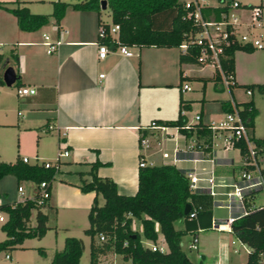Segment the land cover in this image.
I'll return each mask as SVG.
<instances>
[{
	"label": "crops",
	"instance_id": "1",
	"mask_svg": "<svg viewBox=\"0 0 264 264\" xmlns=\"http://www.w3.org/2000/svg\"><path fill=\"white\" fill-rule=\"evenodd\" d=\"M236 1L238 6L234 8L226 6L227 12L230 8V11L235 10V14L238 15L243 8L254 5V2ZM258 1L255 5L258 7L264 5V0ZM217 4V1L212 3L208 0L204 3L212 6ZM96 14L93 10H76L68 7L57 25L53 24L51 19L37 29L28 31L19 29L15 17L0 8V34L6 29L10 38L5 41L14 44L7 53L0 51L3 56L1 62L7 59V65L12 66L15 72L17 70L20 81L17 87L30 86L35 89L32 94H17L15 91L20 102L17 109L16 106L14 107L18 115L16 125L19 131L23 132L22 134L32 132L35 137V146L28 153L34 161L52 160L58 152L65 149L67 154L62 156L69 157L61 160L66 162L64 171L72 178L61 180L68 181L70 185L62 187L63 185L59 183L54 186L50 184L49 197L56 195L60 186L63 190L68 188V192L73 196L82 195L77 185L80 178L87 179L89 176L85 173L79 175L77 172L88 170V162L95 158L96 149L97 157L106 162L97 167V173L110 176L116 183V190L119 193L130 194L135 191L137 161L141 157L146 163L171 162L184 170H202L211 167L214 191L211 195L212 203L225 206L223 193L228 189L229 183L235 179L232 170L236 167L237 171L240 162L237 149L225 141L226 131L211 130L209 144L205 148L203 136L195 134L184 136L177 127L162 125L159 122L176 117L179 97L189 101V109H191L194 104L193 99L198 97L195 96L198 93L201 95L200 108L196 111L199 115L198 120L203 123L218 121V115L210 114L205 109V104L210 100L216 102L214 100L217 99L220 108L219 101L228 97L219 96L220 91H211L218 95L205 96L203 99L207 91V83H211L217 90L222 89L219 82L210 79L212 67L199 62H179L178 46H129L133 52L129 56L110 50L105 56L98 57L95 42L98 29ZM258 17L262 16L259 14ZM107 23L110 24V21ZM48 26L52 29V34L46 31L45 28ZM237 28L242 29L241 24ZM43 33L59 39L56 48L50 53L45 51L42 42ZM1 44L3 43L0 41ZM12 48L17 56L16 62L9 54ZM192 63L198 65L193 67ZM204 65H208L210 69L203 71ZM180 76H183L182 80L179 79ZM239 79L233 60L232 80L237 84L238 81H242ZM193 80L201 83L199 86H190L188 81ZM183 82H187L190 88L182 89ZM3 84H0V88ZM227 96L235 100L231 86L228 87ZM23 111H33L36 115L33 118L25 116ZM185 117L188 121L186 114ZM151 121H155L159 126H151ZM48 124L51 128H47ZM20 134L19 142L23 138ZM218 134L221 136V142L219 147H215L213 141ZM141 139H144L145 144ZM165 144L169 145L170 151L165 148ZM49 146L50 150L46 152ZM188 149L189 151H186ZM21 152L22 154L18 155L26 156L28 159L22 149ZM162 152H167L168 155L163 157ZM176 152L178 157L172 160ZM72 165L75 167L82 165L84 168H71ZM59 170H61L60 164ZM200 183L204 181L201 180ZM93 195L94 192L91 200ZM83 198L77 204L57 203L69 210L81 209L86 216L91 201L86 202V198ZM97 200L98 203L102 202L100 194L97 195ZM234 211V205L228 209V213ZM211 220L214 225L221 219L211 216ZM174 221L179 222L180 225L175 226ZM174 221L175 228L183 226L181 219ZM218 231V235H214V238L218 239L215 240L216 244L213 248L215 252L207 248L205 237L203 235L199 237L198 233H195L197 237L195 250L203 252V258L208 257L209 264L242 263L247 247L239 242L243 246V252L237 255L238 260H233L236 255L228 253L229 247L225 235ZM226 232L232 235L229 230ZM230 240L232 239L228 240L229 243ZM82 241L84 248V240ZM232 248L234 247H231V250ZM108 253L110 254L104 252L100 254L113 255L115 252ZM263 255L264 253L260 254L259 258Z\"/></svg>",
	"mask_w": 264,
	"mask_h": 264
},
{
	"label": "trees",
	"instance_id": "2",
	"mask_svg": "<svg viewBox=\"0 0 264 264\" xmlns=\"http://www.w3.org/2000/svg\"><path fill=\"white\" fill-rule=\"evenodd\" d=\"M101 0H73L71 2L53 0L49 13L31 12L25 2L21 0H0V8L10 12L21 30H35L48 23L58 24L66 8L76 10H93L97 14L100 11ZM108 8L110 23L118 25L117 39L119 44L128 46H178L182 41H187V34L197 30L192 19L186 15L187 8L183 0H105ZM104 7V8H105ZM203 17L220 19V14L225 13L226 4L203 5L201 7ZM98 27L107 31L109 23L102 21L97 16ZM96 40L110 44L109 35L98 36ZM116 44V43H115ZM241 49L250 51L248 44L232 42L224 47L223 55L218 57V64L224 76L232 78L233 59L232 51ZM199 46L188 43L185 51L180 50L179 62H198ZM10 56L17 61V56L10 50ZM3 56L0 54V62ZM15 84L19 85V74L16 70ZM180 80L183 76L179 77ZM210 79L220 83V76L216 69H212ZM0 84H3L0 75ZM235 85L232 80V84ZM245 89L255 86L264 90V82L248 83ZM249 90V89H248ZM236 113L243 124L250 130L252 116L255 109L250 99L234 101ZM223 112L231 111L229 98L219 101ZM189 109V101L179 97L178 112L175 118L159 120L162 125L175 126L184 134L190 136H203V144L208 147L211 130L207 123L198 120L188 123L182 110ZM251 135V134H250ZM251 139L260 150L264 152V137ZM231 147L236 148L239 156L245 155V146L242 139L231 141ZM186 152V151H185ZM88 162L89 168L85 172L78 171L79 175L87 174L89 177L80 178L77 187L81 191L92 190L94 195L88 207L86 218L87 226L83 232L88 235L89 264H100L97 255L111 250L129 260L130 264H203L191 260L180 246L181 235L189 232L195 234L200 228L213 226L211 220V195L206 190L192 191L188 186L185 170L171 162L159 164H146L138 166L137 184L133 193H119L116 183L107 175H99L97 167L106 162L97 157ZM178 157V153L176 152ZM44 160L27 162L16 153L12 161L0 160V177L5 174L14 176L16 186L22 180H31L35 183L33 197H23L21 200L10 202L2 201L0 210L6 214V218L0 223V229L4 237L0 240V250L12 248L21 243L26 237L40 238L46 226V214L40 209V205L48 198L50 184L57 166L43 165ZM264 170V161H263ZM44 181L46 196H41L39 183ZM256 190L248 193L250 201ZM100 194L102 202L98 203L97 195ZM185 203L189 204L187 212H183ZM247 203V202H246ZM34 210V223H29L30 214ZM194 210V216L188 217V213ZM140 221V232L131 227L132 218ZM181 219L183 226L175 228L173 221ZM162 235L167 248L165 250L151 249L143 245L140 239L142 235L146 239L154 241L157 238V229ZM229 231L247 250L244 261L240 264H257L259 255L264 253V203L255 205L244 213L236 216L229 223ZM99 235L103 238L100 239ZM83 250V241L80 237L67 235L63 238L60 249L55 250L49 264H79V257ZM232 264V263H226Z\"/></svg>",
	"mask_w": 264,
	"mask_h": 264
},
{
	"label": "rangeland",
	"instance_id": "3",
	"mask_svg": "<svg viewBox=\"0 0 264 264\" xmlns=\"http://www.w3.org/2000/svg\"><path fill=\"white\" fill-rule=\"evenodd\" d=\"M25 2V5L29 8L31 12L35 13H49L51 11V2L53 0H21ZM66 2H71L73 0H61ZM209 2H216L217 0H208ZM241 3L254 2V5L258 3V0H239ZM260 16L257 17L254 21L252 27H250L251 34L256 36L260 43L262 44L261 48H252L251 51H244L241 49H235L232 51V59L234 60V64L236 67V73L239 76V80L241 82L231 86V89L234 93V101H244L250 99L252 105L255 109V112L252 116V126L248 132L253 137H264V90H259L255 86H251L249 89V93L246 94L244 92L245 84L248 83H262L264 82V5H259ZM230 12L235 13L234 11ZM246 8H243L242 12L239 13L238 18L246 21L248 19ZM102 21L109 22V11L108 8H100V11L96 16ZM259 18H261L259 20ZM51 25V23H50ZM7 27V26H6ZM11 27L9 28L10 32ZM48 34H52V29L50 26L45 28ZM245 30L242 26V29ZM8 32V31H7ZM4 30V33L0 34V41L3 43L0 45V51L7 53L10 47H13L14 44L7 43L5 40L10 38V35ZM36 36L39 34H35ZM177 49H179L177 47ZM7 59L0 63V72L7 66ZM193 64V67L198 64ZM210 67L208 65L203 66V71L209 70ZM196 80V82L188 81L190 86H199L200 81ZM211 82V81H210ZM221 84V83H220ZM207 91L204 93L205 96L209 95H218V93H211V91H220L219 96H227V90L223 84H221V88L217 90L215 86H212L211 83H207ZM17 84L13 82L11 85L7 86L5 84L0 88V160L3 161H12L16 155L22 154L20 150L24 151V154L28 156V162H33L34 159L31 158L28 152H30L35 146V137L32 132H26V134H22L23 132L19 131L16 121H18V115L16 114V109L19 105V101L17 96L15 95V89ZM201 92V91H198ZM197 94V93H196ZM196 99H193V107L191 109L183 110L185 112L188 121L191 123L194 122L193 115L200 108L201 99L199 98L201 95L198 93ZM212 101V102H211ZM210 100V102L205 104V109L210 113H216L219 119L223 117V111L218 108V100ZM16 106V107H15ZM20 106V105H19ZM16 109H15V108ZM24 112V111H23ZM25 116L35 117V112H24ZM218 119V120H219ZM36 128V127H35ZM36 130H38L36 128ZM21 134H20V133ZM54 133V131H51ZM21 135V141L19 142L18 135ZM214 145L215 147H219L221 142V136L218 134L214 137ZM20 147V148H19ZM165 148L170 151L169 145L165 144ZM50 150L46 149V152ZM27 152V153H25ZM48 154V153H45ZM47 156V155H44ZM68 156H60V169L56 171L54 177L51 181V185L59 183L63 185L62 187H66L64 185H70L68 181H64L61 179L69 180L72 176L68 175V172L64 171L66 165L64 161L61 159H68ZM71 168H84L82 165L79 167H75L72 165ZM87 168V167H85ZM232 174L236 177V167L232 170ZM22 187V192L20 194L16 189V181L13 175L5 174L0 177V201L10 202L13 200H21L23 197H33L35 193V183L31 180H22L19 182ZM61 187V186H60ZM59 187L58 192L53 197H49L44 201L43 204L40 205V209L46 214V230L44 234L40 238L36 237H26L23 239L21 243L15 244L12 248H5L0 250V264H49V261L52 257V254L55 250H58L62 246L63 238L67 235H72L76 237H80L84 240V248L79 257V264H89V254H88V242L89 237L87 234L83 232V228L87 226L86 216L81 209L69 210L66 207H62L57 202H62L66 204H77L79 200L82 201L86 198V202L91 201V196L93 194L92 190L82 191V195L73 196L70 194L69 189L63 190ZM213 201V200H211ZM254 205H257L264 201V195L262 192H257L252 196L250 202ZM87 204V203H86ZM57 210V212H56ZM228 215V208L222 204H213L211 206V216L212 218L223 219ZM1 223V221H0ZM29 223H34V210H32ZM175 226H179V222L174 221ZM131 227L140 232V221L138 218L133 217L131 221ZM217 227V228H216ZM216 227L212 226L211 228H200L196 231L199 234V237L203 235L205 237V243L207 248L211 251L214 248V244H216L214 235H218V230L221 231L225 235V239L227 241V245L229 247L228 253L230 255H236L233 260H238L237 255H241L243 249L239 241L230 233L226 232L227 224H223L220 221H217ZM156 229L158 231L157 238L152 241L150 239L144 238L142 235L140 236L141 242L143 245L156 244L160 245L163 250L167 248L166 243L164 242L161 233L158 230V226L156 224ZM217 229V230H216ZM228 235V236H227ZM191 233L187 232L181 235L180 245L184 250L185 254L192 260L199 261L200 256L203 255V252L200 250L187 248V243ZM4 237L3 231L0 229V240ZM229 239H232V244L228 242ZM231 247H234L235 250H231ZM215 252V250L213 249ZM111 250L104 252L105 254H110ZM8 255V257L6 256ZM98 262L100 264H130L129 260L123 259L119 254L113 255H97ZM203 264H209L210 260L208 257H204L201 259ZM242 262V261H241ZM257 264H264V255L260 256Z\"/></svg>",
	"mask_w": 264,
	"mask_h": 264
},
{
	"label": "built area",
	"instance_id": "4",
	"mask_svg": "<svg viewBox=\"0 0 264 264\" xmlns=\"http://www.w3.org/2000/svg\"><path fill=\"white\" fill-rule=\"evenodd\" d=\"M219 5L226 4L228 7H237L238 2L236 0H217ZM205 0H185L184 6L187 8L186 15L190 17L193 23L198 27L197 30L189 32L187 34V41H182L178 47L180 50L185 51L187 44L192 43L199 46V52L197 55V61L202 64H209L212 69H216L220 76V83L223 84L226 88L228 85L232 84V78L229 75L224 76L220 70L218 64V57L223 55L224 47L228 46L232 42H237L240 44H248L251 47L261 48L262 44L256 36H253L250 31V27L254 24V21L260 14L258 5H251L246 7L248 13V19L246 21L238 18V15L230 12L220 14V19L214 20L212 18L203 17L201 7L204 5ZM244 27L245 30H239L238 25ZM118 25L116 23H110L107 31L100 26L97 29L98 36L109 35L110 44L104 42L95 41L97 44V56L103 57L110 50L118 51L122 55L129 56L133 52L128 45L119 44L117 39ZM42 42L45 45V51L47 53L52 52L57 44L59 39L54 37L51 38L47 33H43ZM116 43V44H115ZM111 46V47H110ZM101 75V73L99 74ZM190 86L187 82L182 83V89H189ZM17 94H32L35 92V89L30 86H18L15 89ZM246 94L249 93L248 89H244ZM229 103L231 105V111L223 112L222 119H219L216 122L209 121L207 123L210 130H225L224 135L225 141L231 146V141L240 138L242 139L245 146V155L240 157L239 166L236 171L235 179L229 183L228 189L223 193L225 206L230 209L235 208L234 212L228 213V215L221 219L220 222L227 224V230H229V223L238 215L244 213L246 210L254 207L255 205L251 203L247 197L248 193L251 191L262 192L264 195V170H263V161H264V152L260 150L259 146H256L251 135L248 132V128L243 124L241 118L236 113V107L233 105L232 99L229 98ZM183 112V110L181 111ZM194 120L198 121L199 115L195 113L193 115ZM188 121L185 122L184 127L188 126ZM151 126H159L155 121L150 122ZM47 128H51V125L48 124ZM141 142L145 144L144 139H141ZM191 149V147L189 148ZM186 150V151H189ZM67 150L58 152L56 157L52 160H44L43 165H56L59 161L61 155H66ZM161 155L166 157L167 152H162ZM23 161H27L26 156H22ZM177 159V156H173L172 160ZM211 161V159H210ZM212 162V161H211ZM146 164H152L151 162L146 163L141 157L137 161L138 166H144ZM185 175L188 179L189 189L192 191L206 190L210 195L214 194L212 190L213 177L211 172V167L202 170L188 169L185 170ZM203 180L204 183H200ZM44 181H40L38 187L41 196H46L47 192L44 189ZM17 191L22 192V187L20 184L16 186ZM247 202V203H246ZM1 203V201H0ZM234 203V204H232ZM263 203V202H262ZM194 210L188 213V217L194 216ZM6 218V214L0 210V221L3 222ZM216 227V224L213 225ZM217 228V227H216ZM99 238L103 237L99 235ZM197 237L195 234L191 235L190 240L187 243V247L190 249H196ZM232 243V240H230ZM151 249L163 250L160 245L151 244ZM235 250V248H232ZM8 257V255L6 254Z\"/></svg>",
	"mask_w": 264,
	"mask_h": 264
},
{
	"label": "water",
	"instance_id": "5",
	"mask_svg": "<svg viewBox=\"0 0 264 264\" xmlns=\"http://www.w3.org/2000/svg\"><path fill=\"white\" fill-rule=\"evenodd\" d=\"M100 7L101 8L105 7V0L100 1ZM1 77H2V81L5 85H7V86L11 85L15 81V78H16V73H15L13 67L10 65H7L2 71ZM188 209H189V204L185 203V205L183 207V212H187ZM202 258H203V255L200 256V260L198 261V263H201Z\"/></svg>",
	"mask_w": 264,
	"mask_h": 264
}]
</instances>
